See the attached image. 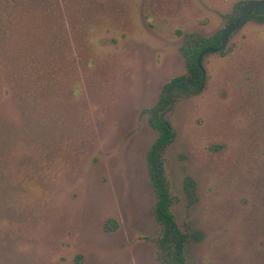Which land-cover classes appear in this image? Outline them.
Wrapping results in <instances>:
<instances>
[{
  "label": "rangeland",
  "instance_id": "374dc122",
  "mask_svg": "<svg viewBox=\"0 0 264 264\" xmlns=\"http://www.w3.org/2000/svg\"><path fill=\"white\" fill-rule=\"evenodd\" d=\"M246 1L0 0V111L28 124L37 109L61 133L32 188L24 148L0 167V264H165L150 113L186 74L190 35L221 36ZM222 50L202 57L200 93L172 90L170 211L188 264H264V22Z\"/></svg>",
  "mask_w": 264,
  "mask_h": 264
},
{
  "label": "trees",
  "instance_id": "16d2710c",
  "mask_svg": "<svg viewBox=\"0 0 264 264\" xmlns=\"http://www.w3.org/2000/svg\"><path fill=\"white\" fill-rule=\"evenodd\" d=\"M3 2L9 5V0H3ZM241 8L242 2H238L234 6V11L239 13ZM5 14L3 12L0 13V25L6 23L4 21ZM234 19L235 17H231L230 21ZM250 19L258 23L264 22V8L253 9L249 13L247 20ZM220 42L219 32L210 36L190 35L186 46L182 49L185 58L186 74L176 78L177 82L173 88L170 89L169 86L164 88L156 106L150 113V124L156 131L157 136L147 152V164L149 167L150 184L156 193L154 215L161 225L162 234L158 242L165 264H188L184 250L189 238V235L179 227L170 211L171 197L165 176L163 153L174 139L175 131L165 117V113L172 106V90L174 88H178L189 95L198 94L203 90L206 73L203 67H199L196 58L204 47H216L220 45ZM225 52L226 50L220 51L221 54ZM37 112L39 111L36 109L29 116V118H33V121H28V124L22 122L19 124L17 122L10 123L0 111V167L6 163V159L9 158L10 153L21 151V148H24L26 156L21 162L28 170H25L23 174H16L17 176L23 175V180L26 181L27 188L29 189L35 186V184H30L29 182L35 183L37 181V178L33 180L36 174L34 173L35 167L30 168L29 166L35 164L37 156L44 151L49 152L51 150L50 153L52 151L55 152L61 137L57 139V136L61 134L58 130V125L51 121L39 120L41 114L38 116ZM37 121L39 124H34ZM47 164H49V157ZM30 170H32L31 173L29 172ZM3 174L6 175L5 173ZM4 177L0 174V185L5 186L7 185V181L3 179ZM27 180L29 181L28 183ZM12 184L14 187L17 185L15 182H12ZM185 188L187 191H190L192 184L187 182Z\"/></svg>",
  "mask_w": 264,
  "mask_h": 264
},
{
  "label": "water",
  "instance_id": "95a60500",
  "mask_svg": "<svg viewBox=\"0 0 264 264\" xmlns=\"http://www.w3.org/2000/svg\"><path fill=\"white\" fill-rule=\"evenodd\" d=\"M255 8H264V0H247L245 2V4L243 5V7L241 9L240 16L235 21L227 24L226 26H224L221 29L220 45H218L216 47L206 46L199 52V54L196 58V61H197V64L199 65V67H202L201 60L205 54L218 52V51L224 49L230 33L233 32L234 30L242 27L244 25V23L246 22L249 13ZM176 82H177V79L173 80L172 83L169 85V88L171 89L172 86Z\"/></svg>",
  "mask_w": 264,
  "mask_h": 264
}]
</instances>
